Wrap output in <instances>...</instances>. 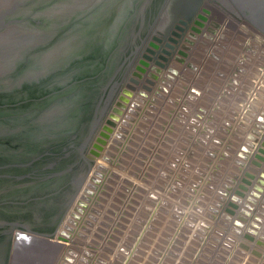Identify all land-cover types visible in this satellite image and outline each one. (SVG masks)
<instances>
[{
    "label": "rangeland",
    "instance_id": "374dc122",
    "mask_svg": "<svg viewBox=\"0 0 264 264\" xmlns=\"http://www.w3.org/2000/svg\"><path fill=\"white\" fill-rule=\"evenodd\" d=\"M237 1L207 0L187 57L144 67L104 139L86 146L89 170L61 239L16 229L5 264H264V20L250 23ZM225 11L242 22L225 25ZM177 12L173 21L186 18ZM83 187L89 197L72 222Z\"/></svg>",
    "mask_w": 264,
    "mask_h": 264
},
{
    "label": "water",
    "instance_id": "95a60500",
    "mask_svg": "<svg viewBox=\"0 0 264 264\" xmlns=\"http://www.w3.org/2000/svg\"><path fill=\"white\" fill-rule=\"evenodd\" d=\"M164 2L0 0V264L14 230L55 236L88 173L86 146Z\"/></svg>",
    "mask_w": 264,
    "mask_h": 264
},
{
    "label": "bare ground",
    "instance_id": "6f19581e",
    "mask_svg": "<svg viewBox=\"0 0 264 264\" xmlns=\"http://www.w3.org/2000/svg\"><path fill=\"white\" fill-rule=\"evenodd\" d=\"M207 0H167L163 6V10L162 12L164 13V15H161V17L155 21L154 23V26L152 27L151 29V33L149 35V37L145 40L144 44H143V47L141 48L139 54L135 57V59L133 60L132 62V65L129 69V73L127 74L126 76V79L125 81L123 82L122 86H120L119 90L116 92L115 96L113 97L112 99V102H111V105L109 106V109L107 110V112L103 115L102 119H101V122L99 124V127L97 128V130L95 131L94 133V137H93V144L91 143L88 150L92 149V146L94 145L95 143V140L98 138V135L101 133V129L103 127L106 126V122L108 121L109 119V116L114 113V108H116V105L119 104L123 99L126 98V94H129L131 93L134 89H135V84H137L139 82V77L141 75H143L146 71L143 70L144 67H148V66H155V63L159 61V66L157 68H163L164 67V62L165 61H168L169 60V57H172L174 56V54L176 53L180 58H186L188 53L186 51V48H184L183 46H187V44L185 43L186 41L190 40V37H193L194 35L196 34H199L200 32V28H202L204 26V22H205V19H204V14L205 12H203V15H201V11L203 8L205 9V6H206V2ZM185 3V4H184ZM207 5H209L207 3ZM225 8V7H224ZM178 12H182L184 13V15L186 16V18H181L180 19L182 20V23L180 24L178 21L180 19H176L175 21L172 20V17H173V13L176 14L177 10ZM200 11V12H199ZM162 12H160V14H163ZM177 12V13H178ZM211 12V11H209ZM208 12V13H209ZM226 13H228V11H226ZM57 13L55 11H51L50 12V16L52 17H55ZM159 14V15H160ZM229 14V13H228ZM172 15V16H171ZM171 16V17H170ZM193 17L194 18H197L198 19V22H194L193 25H191V22L193 20ZM169 31V32H168ZM172 31H176L177 32V36H173L171 35V32ZM188 31V33H187ZM158 37L159 39H161L160 42H157V41H154V37ZM169 36H172L174 38V41L171 42V47L172 48H168V47H165V44L166 42L168 41L167 38ZM257 38H260V37H257ZM188 39V40H187ZM264 43V41H262ZM148 47H150V49L153 50V53H148L147 52V49ZM259 49V48H258ZM166 51V52H165ZM264 51V50H263ZM245 52V51H244ZM247 53V52H246ZM264 54V53H263ZM149 56V60L146 59V56ZM244 55V54H243ZM160 57H163V59H161L160 61ZM246 61V60H245ZM247 64V63H246ZM161 65V66H160ZM155 71H150L148 72L147 76H144L143 78H150L151 75L154 79V73ZM136 76H139V77H136ZM257 78V77H256ZM254 81V80H253ZM259 82V81H258ZM150 83H154L153 80L151 79V82ZM261 83V82H260ZM151 84V85H152ZM151 85L150 87H148L146 90L147 92H152L153 91V87L151 88ZM262 85V84H261ZM261 87V86H260ZM138 88V87H137ZM136 88V89H137ZM245 89V88H244ZM139 90V89H137ZM136 90V91H137ZM260 90V89H259ZM262 91V90H261ZM201 93V92H200ZM161 95V93L159 94ZM258 96V95H257ZM160 97V96H159ZM232 98V97H231ZM261 98V97H259ZM261 100V99H260ZM263 100V99H262ZM216 102V101H215ZM226 102V101H225ZM224 105V104H223ZM221 107V106H220ZM223 107V106H222ZM225 107V106H224ZM227 108V107H226ZM262 111V110H261ZM260 112V111H259ZM264 113V111H263ZM261 113V114H263ZM167 115V113H166ZM212 115V114H211ZM216 115V114H215ZM214 115V116H215ZM105 116V117H104ZM216 117V116H215ZM165 118V117H164ZM217 118V117H216ZM226 128V127H225ZM264 130V129H263ZM256 131V130H255ZM255 139V138H254ZM233 140V139H232ZM261 145V144H260ZM248 146V145H247ZM263 146V145H262ZM247 148V147H246ZM261 148V147H260ZM263 148V147H262ZM248 149V148H247ZM243 150V148H242ZM238 151V150H237ZM248 151V150H247ZM246 151V152H247ZM211 152V151H210ZM245 152V151H244ZM255 153V152H254ZM248 154V153H247ZM255 155V154H254ZM262 156V155H261ZM231 157V156H230ZM248 157V156H247ZM233 158V156H232ZM231 158V160H232ZM262 158V157H261ZM234 159V158H233ZM237 159V158H236ZM249 159V158H248ZM254 159V158H253ZM258 159V158H257ZM263 159V158H262ZM240 161V160H239ZM254 161V160H253ZM242 162V161H241ZM255 162V161H254ZM259 162V161H257ZM263 162V161H262ZM246 163V162H244ZM250 163V162H249ZM230 164V163H229ZM242 165V164H241ZM238 166V164H237ZM251 166V164H250ZM252 166H253V163H252ZM236 168V167H235ZM248 168V167H247ZM246 169V168H245ZM255 169V168H254ZM260 169V168H259ZM262 170V169H261ZM250 171H252L250 169ZM232 172V171H231ZM258 172V170L256 171ZM255 172V173H256ZM233 173V172H232ZM253 173V172H252ZM234 174V173H233ZM236 174V172H235ZM238 174V172H237ZM257 174V173H256ZM260 174V173H259ZM217 175V174H216ZM248 175V174H247ZM251 175V174H250ZM230 176V174H229ZM232 176V175H231ZM235 176V175H234ZM245 176V175H244ZM213 177V176H212ZM228 177V176H227ZM233 177V176H232ZM252 177V176H251ZM198 178V177H197ZM216 178V177H215ZM218 178V177H217ZM220 178V177H219ZM231 178V177H230ZM229 178V179H230ZM221 179V178H220ZM219 179V180H220ZM253 179V177H252ZM213 180V179H212ZM234 180V179H233ZM251 180V179H249ZM217 181V180H216ZM245 181V180H244ZM248 181V180H247ZM214 182V181H212ZM239 182V181H238ZM253 182V181H252ZM232 183V182H231ZM235 183V182H233ZM257 183V182H256ZM215 184V183H213ZM213 184L211 183V187L213 186ZM218 184V183H217ZM226 184V183H225ZM208 185V184H207ZM221 185V184H220ZM223 185V183H222ZM228 185V184H227ZM233 185V184H232ZM239 185V184H238ZM248 185V184H247ZM196 186V185H195ZM206 186V185H205ZM236 186V185H235ZM228 187V186H227ZM232 187V186H230ZM223 188V187H222ZM211 189V188H210ZM214 189V188H213ZM216 189V188H215ZM225 189V188H224ZM227 189V188H226ZM225 189V190H226ZM234 189V188H233ZM149 190V189H148ZM224 190V191H225ZM229 190V189H228ZM124 191V190H123ZM215 191V190H214ZM227 191V190H226ZM244 191V190H243ZM253 191V189H252ZM245 192V191H244ZM228 193V192H227ZM234 193V192H233ZM148 194V193H147ZM146 194V195H147ZM253 194V193H252ZM251 196V195H250ZM253 197V196H252ZM255 197V196H254ZM129 198V197H128ZM139 198V197H138ZM251 198V197H249ZM252 199V198H251ZM133 202V201H132ZM243 202V201H242ZM241 202V203H242ZM260 202V201H259ZM244 203V202H243ZM129 204V203H128ZM142 204V203H141ZM244 206V205H243ZM166 208V207H165ZM167 209V208H166ZM165 210V209H164ZM150 211V210H149ZM254 212V211H253ZM135 213V212H134ZM80 214V213H79ZM82 214V213H81ZM83 216V215H82ZM183 216V215H182ZM181 216V217H182ZM139 220V219H138ZM184 220H185V217H184ZM191 221V219H189ZM83 221V220H82ZM82 221H79V222H82ZM196 221V220H195ZM194 221V222H195ZM203 221V220H202ZM182 222V221H181ZM88 223V222H87ZM119 223V221H118ZM135 223V222H134ZM185 223V222H184ZM183 223V225H184ZM191 223V222H189ZM209 223V222H208ZM89 224V223H88ZM92 224V223H91ZM120 224H122L120 222ZM207 224V223H206ZM210 224V223H209ZM81 225V224H80ZM135 225V224H134ZM180 225V224H179ZM197 225V224H196ZM210 226V225H209ZM119 227V226H118ZM190 227V226H189ZM187 227V230L188 228ZM202 227V226H201ZM184 228V227H183ZM215 228V227H214ZM218 228V227H217ZM220 228V227H219ZM179 229V228H177ZM197 229V228H196ZM202 229V228H201ZM207 229V228H205ZM211 229V228H210ZM86 230V229H85ZM190 230V229H189ZM128 231V229H127ZM183 231V230H182ZM195 231V230H194ZM222 231V230H220ZM178 232V231H177ZM215 232V231H214ZM218 232V231H217ZM180 233V231H179ZM197 233V232H196ZM184 234V233H183ZM200 234V233H199ZM199 234H197L199 236ZM20 235V234H19ZM82 235V234H81ZM204 235V234H203ZM253 236V235H252ZM17 237V236H16ZM21 237V235H20ZM204 238V237H203ZM20 239V238H19ZM24 239V237H23ZM233 239H235L233 237ZM237 239V238H236ZM17 241V239H15ZM242 240V239H241ZM240 240V241H241ZM25 241V240H24ZM23 241V242H24ZM235 241V240H234ZM224 242V241H223ZM25 243V242H24ZM28 242H26L27 244ZM225 243V242H224ZM233 243V242H232ZM240 243V242H239ZM245 243V242H244ZM212 244V243H211ZM215 244V242H214ZM227 244V243H226ZM238 244V243H237ZM16 245V244H15ZM231 245V244H230ZM240 245V244H239ZM238 245V246H239ZM229 246V245H228ZM232 246V245H231ZM230 246V248H231ZM16 247V246H15ZM54 247V246H53ZM52 247V248H53ZM226 247V246H225ZM254 248V247H252ZM258 248V247H257ZM48 249V248H47ZM54 249V248H53ZM229 249V248H227ZM233 249V247H232ZM238 249V247H237ZM246 249V248H245ZM17 250V249H16ZM20 251V250H19ZM54 251V250H53ZM243 251V250H242ZM231 252V251H230ZM16 253V252H15ZM229 253V252H228ZM19 255H21L20 253H17ZM16 255V254H15ZM18 255V256H19ZM17 257V255H16ZM69 257V256H68ZM73 256H71V259H72ZM18 259V258H17ZM27 259V258H26ZM140 259V258H139ZM86 260V259H85ZM18 261V260H17ZM16 261V263H17ZM23 261V260H21ZM25 261V260H24ZM67 261V260H66ZM74 261V259H73ZM65 262V261H64ZM63 262V263H64ZM87 262V260L85 261ZM143 262V261H142ZM66 263V262H65ZM69 263V261L67 262ZM144 263V262H143ZM15 264V263H14ZM22 264V263H21Z\"/></svg>",
    "mask_w": 264,
    "mask_h": 264
},
{
    "label": "built area",
    "instance_id": "2783aa9c",
    "mask_svg": "<svg viewBox=\"0 0 264 264\" xmlns=\"http://www.w3.org/2000/svg\"><path fill=\"white\" fill-rule=\"evenodd\" d=\"M225 13H226V11H225ZM229 13V14H228ZM228 13H226V15H224V16H226L227 17V19L225 20V25H227L228 23H230L231 21H233V22H236V23H241L242 22V20H241V18H238L235 14H233L232 12H229L228 11ZM206 15H208V14H206ZM207 17V16H206ZM221 26V25H220ZM219 26V27H220ZM246 45H248V42H246L245 43V46ZM246 49V48H245ZM166 62V61H165ZM158 66V65H157ZM136 77H139V76H136ZM139 79H140V77H139ZM151 79L153 80V82H154V80H155V78L153 79V77L151 76L149 79L148 78H146L145 79V81H143V85H144V88L145 89H147L148 87H150V85L152 84V83H150L151 82ZM139 84V82L137 83V84H135V89L132 91V92H134V91H136L137 89V85ZM154 86V83L151 85V88ZM147 91V90H146ZM127 95L128 94H126V97H127ZM115 110H114V113H112L110 116H109V119L110 118H112V117H114L115 116V114H116V112H117V110H116V108H114ZM109 119H108V121L106 122V126L105 127H103L102 129H101V133L98 135V138L95 140V143H94V145L92 146V149H90V150H88V151H93L96 147H97V145L99 144V142L101 141V139H104V137H105V133H107L106 132V130H107V127H108V124L110 123V121H109ZM92 144H93V142H92ZM91 147V146H90ZM88 183V182H87ZM87 185V184H86ZM80 195L81 196H79L78 198H77V200L75 201V203L73 202V204H72V206H71V208H70V211H68V215H67V220H71L72 222H73V218H75L76 216H77V213H76V211L77 212H79V210L81 209V208H84L85 207V205H83V203H85L84 202V197H85V199L87 200L88 199V192H87V188L85 187H83V190H82V192L80 193ZM81 220H82V218H81ZM81 220H76L77 222L78 221H81ZM79 223V222H78ZM66 224V223H65ZM80 224V223H79ZM56 238H58V240L59 239H61V237H59V236H55ZM63 239V238H62Z\"/></svg>",
    "mask_w": 264,
    "mask_h": 264
},
{
    "label": "flooded vegetation",
    "instance_id": "af4514ba",
    "mask_svg": "<svg viewBox=\"0 0 264 264\" xmlns=\"http://www.w3.org/2000/svg\"><path fill=\"white\" fill-rule=\"evenodd\" d=\"M166 1L167 0H165V2ZM165 2H164V4H165ZM234 3L240 8L241 13L243 14L244 17H246V19L250 23H252V24H261V22L264 20V0H254V3H252V2L248 3V2H246V0H238L237 1L238 4L236 2H234ZM164 4H163V6H164ZM156 20H157V18H156ZM155 21H154V23H155ZM153 26H154V24H153ZM150 33H151V30H149V32H147V34L144 36L143 42H142V44L140 46V49H139L137 55L139 54L141 48L143 47V44H144L145 40L148 38V36H149ZM59 110H60V113L53 112V113H55L53 116L54 117L55 116H58L59 119H61V112H63L65 109L62 106H60L58 108V111ZM60 122L61 121L59 120L58 123H60Z\"/></svg>",
    "mask_w": 264,
    "mask_h": 264
}]
</instances>
